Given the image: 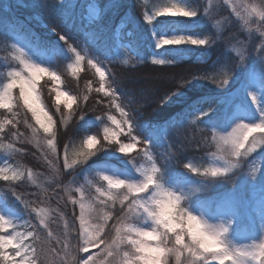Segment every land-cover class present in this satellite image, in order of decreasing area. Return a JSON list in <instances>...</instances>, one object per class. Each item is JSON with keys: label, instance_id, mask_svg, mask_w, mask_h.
I'll list each match as a JSON object with an SVG mask.
<instances>
[{"label": "trees", "instance_id": "trees-1", "mask_svg": "<svg viewBox=\"0 0 264 264\" xmlns=\"http://www.w3.org/2000/svg\"><path fill=\"white\" fill-rule=\"evenodd\" d=\"M185 1L197 11L195 18L160 16L149 25L144 18L147 9L144 0H67L65 3L0 0V73L18 65L11 44L19 41L28 55L55 69L61 75V86L77 97L71 110L61 103V111L57 112L55 92L50 94L52 82L47 74L38 81V93L55 121V155L45 142V137L51 139V136L35 123L19 97V87L14 88L11 108L0 109V163L8 160L23 170V176L18 179L0 177V194L12 209L27 218L30 229L40 237H47L51 231L54 236L66 238L71 248L79 234V207L73 202L76 190L72 186L87 176L98 180L96 173L102 169L133 171L135 168L113 146L86 164L65 167L66 145L79 144L89 135H96L100 141L94 150L106 145L103 136L110 122L108 117L120 114L115 98L105 95V90L97 91L101 87L100 76L88 65V57L85 56L76 74H71L67 65L72 64L75 56L69 44L76 49L85 44L106 65L109 82L119 93V104L133 122L134 134L149 142L169 185L191 178L192 174L181 166L183 162L201 160L207 151L214 150L212 127H222L227 122L221 99L231 85L219 89L212 81L220 80L217 74L223 69L236 70L238 63L243 68L251 64L261 57L264 47L259 34L244 27L231 4L221 0ZM93 2L98 4L99 13L89 22L87 17ZM163 32L211 35L216 42L204 46L184 43L157 47L154 33ZM119 45L132 49L126 62L119 59ZM155 53L168 63L153 64L151 57ZM46 81L48 87L44 86ZM209 107L214 111L199 120H191L196 110ZM29 125L38 131L34 133ZM118 138L121 142L131 140L123 134ZM142 147V143L137 144L131 156H136ZM69 155L71 160L80 159L78 155ZM216 183L222 189L235 188L240 194L239 220L231 229L236 233L247 225L246 184L241 176L234 187L225 181ZM117 209L113 211L118 215ZM42 218H46L48 228L40 224ZM113 223L115 217L109 226ZM30 241L37 250L35 264H40L37 256L45 264H67L62 244L52 243L60 254L57 256L33 237ZM76 255L82 264L83 252Z\"/></svg>", "mask_w": 264, "mask_h": 264}, {"label": "clouds", "instance_id": "clouds-1", "mask_svg": "<svg viewBox=\"0 0 264 264\" xmlns=\"http://www.w3.org/2000/svg\"><path fill=\"white\" fill-rule=\"evenodd\" d=\"M221 2L232 5V11L243 21L244 27L259 34L261 46L264 47V0H239V2L221 0ZM197 15V11L193 8L167 0L166 3H161L154 13L146 14L144 18L151 25L160 16L195 17ZM61 39L66 40V37L61 36ZM215 42L211 35L203 38L176 35L161 38L157 47L184 43L204 46ZM69 50L75 56V66L69 63L67 68L74 76L85 56L72 46ZM13 58L19 60L24 71L22 74L21 71L13 70L8 75L15 74L16 79H25L32 93L36 94L34 102L38 107H33V103L29 104L23 98V88H19V97L23 98L24 105L31 111L35 123L45 134L51 136V139H47L46 136L45 142L55 155L53 132L55 121L41 102L35 73H39L40 76L47 74L48 80L52 82L50 94L55 92L57 112L61 111V103L66 109L71 110L77 97L59 90L62 78L55 69L32 61L23 50ZM87 63L96 69L101 80L106 79L105 73L92 59H88ZM152 63L163 65L168 61L153 58ZM229 83L228 78L212 81V84L219 89H225ZM44 86L48 87L47 81ZM14 87L11 77V81L0 90V109L11 108ZM7 90L11 91V97L6 95ZM109 95L116 96L115 89ZM62 96L65 97L63 101H61ZM116 108L123 113V120L118 121L114 116L108 117L117 126L116 130L111 132L109 128H104L103 139L108 143L94 150V146L100 141L96 135H89L79 144L66 145L65 167L71 168L74 163L86 164L98 153L113 146L112 148L129 158L141 179L129 180L104 172L96 173L98 180L88 181V184L95 189V195L85 197L83 189H78L81 192V199L73 201L80 205L77 243L70 248L66 238L54 236L51 231L44 238L35 236L34 241L47 245L50 252L57 256L60 254H57L52 243L55 241L59 245L64 242L67 264H81L76 253L88 252L89 247L101 245L103 247L95 257L87 258L88 264H264V234L258 240L238 244L230 238L234 223L232 220L213 221L205 213L194 211L191 204L192 196L201 189L170 186L166 182L164 169L151 152L149 142L141 140L136 133L134 134L133 122L126 118L128 113L124 108L120 104H116ZM212 111H214L213 107L205 109L198 114L197 119L207 116ZM41 116L44 119H41ZM123 125L127 126V132ZM29 127L33 126L29 125ZM36 131L38 129L33 127V132ZM120 134L129 136L132 142H121L118 138ZM140 143L144 147L136 153V156H131L130 150ZM211 143L214 145V150L207 151L203 159H189L181 166L203 182L220 180L233 187L241 171H245L253 180L257 178L260 172L255 170V166L253 165L252 172H249L245 170L244 165L257 147L264 145V122L239 121L228 131L212 128ZM70 153L73 156L78 155L80 159L71 160ZM176 162L180 163V161ZM113 209H117L119 214L117 215ZM114 217L115 223L109 226V222ZM40 223L48 228L46 218L40 219ZM36 258L40 264H45L39 256Z\"/></svg>", "mask_w": 264, "mask_h": 264}, {"label": "rangeland", "instance_id": "rangeland-1", "mask_svg": "<svg viewBox=\"0 0 264 264\" xmlns=\"http://www.w3.org/2000/svg\"><path fill=\"white\" fill-rule=\"evenodd\" d=\"M60 3H65L67 0H58ZM147 4V9L145 15H151L154 13L157 8L160 6L161 3H166L167 0H144ZM172 2L182 3L189 7H191L185 0H172ZM193 8V7H191ZM194 9V8H193ZM195 10V9H194ZM99 13V6L96 2H93L90 5L88 20L91 22L93 21ZM196 17V16H195ZM192 17V18H195ZM176 35H184V36H192L197 38H203L204 36L198 34H185V33H166L163 32L159 35L154 33V40L157 45L158 41L161 38L172 37ZM13 56L19 55L20 51L23 50L26 55L34 62L43 65L41 62L35 60L30 55H28L25 47L19 41H14L11 44ZM77 51L81 53V55L92 59L97 66L104 71L105 73V81L103 82V88L106 92H112L115 87L109 82L108 79V70L106 65L99 60L95 55L91 54L88 47L85 44L81 45V48H77ZM119 58L123 61H128L130 57V50L131 47H125L119 45L117 47ZM160 59L164 60V57L159 54L155 53L151 59ZM17 60V59H16ZM18 65L7 68L5 71L0 73V90H3L4 85L11 81V77L8 75L9 72L13 70L21 71L23 74V65L20 64L19 60ZM72 64L75 66V57L72 61ZM81 65V64H80ZM44 66V65H43ZM236 70H221L218 72L217 77L222 80L224 78L229 79V89L226 90L224 97L221 99V103L224 109V118L227 119L226 124H223L222 127L213 126L217 130L221 131H228L235 123L239 121H244L248 123H259L261 119L259 105L264 103V59L262 56L257 58L254 62L247 65L246 67H241V63L237 64ZM46 75V74H43ZM41 75L38 81L43 76ZM15 87H19L20 85L17 84ZM14 87V88H15ZM12 89V96L13 91ZM228 88V87H227ZM226 89V88H225ZM60 91H66L61 84L59 86ZM37 91H38V83H37ZM116 91V89H115ZM69 93V92H68ZM117 95L114 97L117 104H119V93L116 91ZM70 94V93H69ZM255 94L257 99L255 101L252 100V95ZM36 94L31 93L30 102L33 103V107H38V105L34 102V97ZM72 95V94H71ZM41 98V97H40ZM65 97H61V101H63ZM41 102L43 103L42 99ZM13 105V100H12ZM11 105V106H12ZM45 106V104L43 103ZM122 107V106H121ZM46 110L48 111L47 107L45 106ZM119 110V109H118ZM205 109H198L194 112L193 116L191 117L192 121L197 120L198 114L202 113ZM125 112H127L124 109ZM49 112V111H48ZM119 116H114L116 120L122 121L123 117L121 112L119 111ZM50 114V112H49ZM51 115V114H50ZM41 119H44L41 116ZM124 126L125 132H127V126ZM109 128L110 132L116 130L117 126L110 120L108 125L106 126ZM212 136V132H211ZM132 142L131 140L123 142L128 143ZM137 148V146H136ZM134 148V149H136ZM134 149L130 150L133 151ZM155 157L153 151H151ZM253 165L255 166V170L260 172L259 175L255 180H253L245 171H241L239 176L243 178L245 182V188L247 191V203H249L248 209V217L246 218L247 225L240 228L236 233L231 231L230 238L238 244L249 243L252 240H258L262 234H264V145H259L254 153L248 158L245 163V170L252 172ZM0 169L3 170V173L0 174V177L4 178V175H7L9 178L13 176H18L19 178L23 176V170L15 165H13L8 160L3 161L0 163ZM98 172H104L110 175L119 176L123 179L129 180H139L141 179L140 174L136 171V167L133 171H121L118 169H102ZM97 172V173H98ZM191 178L185 179L183 181H177L175 183L170 184V186H177L185 189H190L194 187H198L201 190L195 192L192 196L191 204L192 208L196 212H203L205 213L209 219L213 221L218 220H232L234 223L232 227L238 223L239 216H240V194L235 188H228L222 189L221 185H218L216 182H203L198 177L192 175ZM92 180L96 182L97 180L92 179L90 177H86L83 182L78 185H73V189L76 190V195L73 196V201H79L81 199V192L78 189H83L85 197L95 195V189L92 188L88 181ZM103 183V182H101ZM216 183V184H213ZM218 188V189H217ZM220 190L219 192L216 191ZM79 207V216H80V205L77 203ZM0 215H4L6 218L13 221L15 227L13 225H6L4 229H0V235L7 236L9 234L15 235L17 232L23 233L26 235L28 231H32L30 229L29 223L27 218L20 212L12 209L6 202L5 199L0 194ZM31 237H27L24 240L25 245L32 246L30 241ZM33 247V246H32ZM103 245L100 247L91 246L89 247L88 252H83V259H87L88 257H95L96 254L101 250ZM6 252L11 255L15 256V249L14 246L10 245L7 247ZM17 260L20 257H15ZM0 264H4L2 260H0ZM25 264H35L34 255L30 252L25 254Z\"/></svg>", "mask_w": 264, "mask_h": 264}, {"label": "snow or ice", "instance_id": "snow-or-ice-1", "mask_svg": "<svg viewBox=\"0 0 264 264\" xmlns=\"http://www.w3.org/2000/svg\"><path fill=\"white\" fill-rule=\"evenodd\" d=\"M68 47H71V45L69 44ZM261 56H262V59H264V53H261ZM35 75H36V78L39 79L40 74L35 73ZM10 76L12 77V79L14 81V86L19 84L20 87L23 88V90H24L23 91V98L25 100H27L29 104H31L32 102H30V96H31L32 91L28 85V82L23 78L16 79L15 74H10ZM104 81L105 80H101V87L98 88L97 91H104V89H103V82ZM6 95L11 97V91L7 90ZM105 95H109V92H105ZM112 96L115 97L114 95H112ZM256 99H257L256 95L253 94L252 100L255 101ZM113 102H115V101H113ZM259 111H260L261 117H264V103H261L259 105ZM121 115H123V113H121ZM126 118L130 119L129 114ZM259 122H264V119H261ZM166 158H169V157L166 155ZM2 173H3V170L0 169V174H2ZM18 178H19L18 176L12 177V179H18ZM4 179L8 180L10 178L7 175H4ZM34 211H35V209H34ZM0 225H2V228H0V229H4L6 225H13V227H15L13 221L6 218L4 215H0ZM32 227H37V226L34 225ZM35 236H37V234L34 233L33 231H28L26 233V235L23 233H20V232H17L15 235H12V234H9L7 236L0 235V260H2L4 262V264H25V254L30 252L32 255H36L37 250L35 247H32L30 245H25L24 240L27 237H33V239H34ZM61 244H62V249H64L66 247V245L64 244V242H61ZM10 245L14 246L15 256H11L6 252L7 247ZM57 254H59V253L57 252ZM15 257H20V259L17 260ZM82 264H88L87 259H83Z\"/></svg>", "mask_w": 264, "mask_h": 264}]
</instances>
